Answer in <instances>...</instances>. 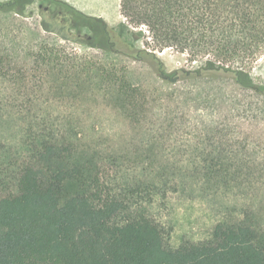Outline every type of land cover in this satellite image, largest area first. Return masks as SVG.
Returning a JSON list of instances; mask_svg holds the SVG:
<instances>
[{
	"label": "trees",
	"instance_id": "obj_1",
	"mask_svg": "<svg viewBox=\"0 0 264 264\" xmlns=\"http://www.w3.org/2000/svg\"><path fill=\"white\" fill-rule=\"evenodd\" d=\"M48 1L58 39H0V264H264V0H121L145 46L100 19L99 55Z\"/></svg>",
	"mask_w": 264,
	"mask_h": 264
},
{
	"label": "rangeland",
	"instance_id": "obj_2",
	"mask_svg": "<svg viewBox=\"0 0 264 264\" xmlns=\"http://www.w3.org/2000/svg\"><path fill=\"white\" fill-rule=\"evenodd\" d=\"M120 1L121 0H67V3L71 5L75 10L78 11L75 14L77 19L76 26L79 30L77 38L84 40L86 44L82 45L76 41L62 40L61 43H67V46L76 47L81 52L99 55L101 50L93 47L94 43L97 42L98 36L101 34L100 30V19H104L110 26L117 29L119 35L131 41L137 46H145V38L140 34L139 30L128 25L127 21L123 18L120 13ZM50 8V11L55 15L56 11H62L63 7L56 3H52L48 0H35L29 4L26 8V13H31L30 17L15 16L13 18L10 14L0 15V39L6 44L14 43L17 49H22L21 46L27 45L34 41H41L44 35H50L49 37L54 40L59 37L56 34H47L44 31L38 34L41 29L42 22V11L43 9ZM26 22L30 23L33 29H36L32 33L27 29ZM125 23V24H124ZM38 27V28H37ZM162 58L167 63L169 70H172L177 65H180L175 59V53L172 49H165L160 53ZM128 62L129 60L123 59ZM143 66V65H141ZM142 79L148 83H154V74L150 71L148 66H143ZM253 75L255 79L264 84V56L253 64ZM215 119L219 120V116H214ZM241 123L242 134L236 132L231 135H241L242 138H249L259 144L258 151L264 155V122L258 121H244V119H238ZM207 121L214 124L210 117ZM204 122V121H202ZM202 122L199 124L204 125ZM189 213L182 214V221H185V217L189 218Z\"/></svg>",
	"mask_w": 264,
	"mask_h": 264
},
{
	"label": "crops",
	"instance_id": "obj_3",
	"mask_svg": "<svg viewBox=\"0 0 264 264\" xmlns=\"http://www.w3.org/2000/svg\"><path fill=\"white\" fill-rule=\"evenodd\" d=\"M65 1H67V0H65Z\"/></svg>",
	"mask_w": 264,
	"mask_h": 264
}]
</instances>
